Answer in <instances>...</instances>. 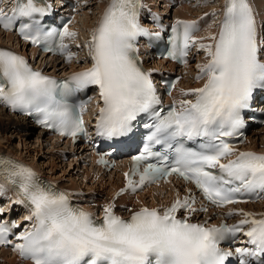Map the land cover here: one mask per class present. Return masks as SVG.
Here are the masks:
<instances>
[{
    "label": "snow or ice",
    "instance_id": "1",
    "mask_svg": "<svg viewBox=\"0 0 264 264\" xmlns=\"http://www.w3.org/2000/svg\"><path fill=\"white\" fill-rule=\"evenodd\" d=\"M144 8L143 0H110L90 38L76 45L87 49L80 59L65 43L79 36L68 27L71 20L60 29L45 31L41 26L40 20L52 10L45 0H16L11 14L0 7L5 29L18 26L24 40L64 56L69 64L78 59L91 62L57 79L15 51L0 48V104L35 116L43 127L76 141L89 136L84 113L91 103V97L80 100L78 94L95 88L100 98L96 137L130 138L138 127L146 133L142 150L124 173L126 187L117 196L142 191L175 174L194 184L218 209L246 203V196L264 197V153L239 151L231 142L242 136L254 93L264 90V38L250 0H225L219 31L207 36L195 35L200 31L195 20H177L172 26L168 58L187 65L196 48L206 59L196 64V80L202 85L180 89L182 98L167 108L153 80L156 70L145 68L138 47L139 38L159 35L141 23ZM178 82H171L169 89ZM98 162L108 164L103 155ZM8 187L15 190L12 204L28 209L24 220L31 226L14 233L19 222L0 220V245L12 246L32 264H228L234 256L239 264H264V213L230 208L216 215L242 219L219 225L196 221V215L209 208L196 206L192 189L183 197L177 191L165 208L125 209L131 213L127 218L108 203L98 219L73 205L71 193L44 180L32 167L0 155V194ZM4 214L0 207V217ZM241 235L248 246L234 251L222 247L235 244Z\"/></svg>",
    "mask_w": 264,
    "mask_h": 264
},
{
    "label": "bare ground",
    "instance_id": "2",
    "mask_svg": "<svg viewBox=\"0 0 264 264\" xmlns=\"http://www.w3.org/2000/svg\"><path fill=\"white\" fill-rule=\"evenodd\" d=\"M55 1H57V0H55ZM74 1L76 2V0H74ZM80 1L81 0H79V5H80L79 11L81 10V4H82V3H80ZM83 1L85 2V0H83ZM144 1L148 5L151 3V0H144ZM10 2L12 3L11 5H14L15 0H10ZM97 2L99 4L98 8H100V10L98 12V16H97V12H95L96 16H97V20L95 21L96 16H94L95 18H90L89 14H87V13L85 14V16H86V18H84V24H85L84 30H85V32L91 30L92 26H93V28H95L97 26L104 10L107 8L108 4L110 3V0H97ZM161 2H164L163 4L165 5V10H166V8H167V10L169 8H172V9L175 8L176 12H177V14L175 16L177 18L189 17L192 19H195V18L198 19L199 18L198 14L208 12V10H209V8H206L203 10V12L200 11L198 13H191L189 11L190 9L188 8V6L182 5L183 0H161ZM250 2H251L252 6L255 10L258 24L261 25V36H262V38H264L263 25H262L263 24L262 19L264 18V13L261 12L262 15H260V13H259V10L260 11L263 10L261 7H264V6H262L264 3V0H250ZM153 3H152V8H154L155 12H152V15L162 17L166 11L165 10H164L165 12L160 11L157 7H154ZM224 3H225V0H222L221 6L224 5ZM82 10H83V8H82ZM93 22H94V24H93ZM198 23H200L201 25L204 24L203 29L200 32L199 36H207L209 32H214V27L213 28H206L205 27V23H204L203 19H200L198 21ZM76 24H77V19H76L71 30H73V31L78 30V25H76ZM215 32H218V30ZM81 35H82V37L78 38V40H76V41L72 40L73 43L75 44V46L77 44H81V43H83V41L87 40V38H86V40H84L85 35H83L82 33H81ZM87 35L90 38L91 33L87 32ZM3 39H5V41ZM13 40H14L13 34H11V33L4 34L0 31V44L1 45H6L7 42L14 43ZM80 51H82V50L77 49L74 52H80ZM32 52H34V51H32ZM85 54H82L81 56H78V57L84 59L85 57H83V56H86ZM198 59H199V62H203L206 59L205 54L202 52V55H200ZM57 64L58 63H54L55 67L57 66ZM157 65H158V67L161 66V68H168V66L173 68V64L165 62L163 60L158 61ZM76 66H77V63L71 62L70 68L67 70V72L71 73V71H73L77 68ZM55 67L51 66L50 69L55 70ZM68 67H65L64 65H60V66H58V70L62 71V70L67 69ZM196 69H197L196 63L186 65V67H185V71H186L185 76L186 77H185L184 81L182 82V85L184 88L199 87L202 85L203 81L196 80V74H197V72L195 71ZM0 117H1L0 118V130L3 131V133L8 132L12 128V129H15V132L17 131L18 133H20V135L22 137L25 138V136H29V135L32 136V133L35 132V136H36L35 139L37 141H40L39 142L40 145H41V142H43V140L49 141L48 138H50V137L46 133H44L43 130L40 131L38 128H36L32 124V122H30L26 118V116L23 117V116L15 114V113H10V111L4 110L3 108H0ZM250 138H251V142H250L249 147L264 151V128L261 130L255 131L253 134L250 135ZM260 139H261V141H260ZM54 141L56 144H58L61 147L60 148L61 151L59 150L60 151L59 156L61 158H63L64 161L68 160V159H73V161H74V159H75V161L77 160V162L79 163V167L85 171V174H83L84 177L86 179H90L91 181H96L95 183L99 188H96L98 190L93 191V194L86 195L85 191L82 190L78 186L79 184L78 185H75V184L69 185L70 183L65 184L64 181L62 179H60V176L57 177L55 175L54 170L53 171L42 170V171L45 174H48L55 181L59 182L62 186L68 188V190L72 191L73 193H75V192L78 193L76 190L80 191L78 196L81 199H83V198L86 200L93 199L98 205L99 204H106L108 201L112 202L113 200H110V199L115 196L116 192L118 191L116 189L121 184V182H120L121 179H120V176L118 174H116L117 172L115 170H111L108 172L106 171L104 173V172H101L100 170H97L96 168H94V166L91 164L83 167V166H81V165H83L81 159H79V157L75 156V154L73 155L72 149H70L67 146L62 147V145L59 144L58 141H56V140H54ZM260 143H261V145H260ZM0 151L12 153V154L18 156L19 158H21L22 160L30 161L32 164H34V162H35V160L30 159L31 155L29 154V150H27L25 152L23 150H19V148L13 149L11 147V145H9V144L8 145H1L0 144ZM23 152H25V153H23ZM71 164H69V165H71ZM35 166L39 167L38 165H35ZM113 171H114V173H113ZM86 179H84V181H86ZM87 186H89V185H87ZM94 186H95V184H94ZM85 187H86V185H85ZM171 194H172V192H170L166 186L160 185L158 187H155L154 189L149 190L148 192L144 193L143 195H139L136 197H133V196L131 197L129 195L120 196V197H118V199L116 201H114V203L117 206H120L121 208H123L124 204H126L127 206L132 207V208H139V206H141V205L149 206V207H155L157 204H161V203L163 204L164 202H166L167 197H170ZM3 201H5V200H1L0 203H2ZM9 204L10 203H8V201H5L3 204H0V205H4V207L7 210H9L8 209ZM248 209L251 211L252 210L256 211V212H264V202H258L256 204L249 205ZM0 252H1L0 253V261H1V258H5V259H9L8 260L9 264H31L29 261L25 262V261L21 260L19 257H17V255L14 254V250L4 249V248L0 247ZM12 254H13V256L11 257Z\"/></svg>",
    "mask_w": 264,
    "mask_h": 264
},
{
    "label": "rangeland",
    "instance_id": "3",
    "mask_svg": "<svg viewBox=\"0 0 264 264\" xmlns=\"http://www.w3.org/2000/svg\"><path fill=\"white\" fill-rule=\"evenodd\" d=\"M158 2H161V0H151V3L149 5L152 8V3H153L154 7H157L156 4ZM80 3H82L81 9L83 8V10L79 13V15L77 17V24L76 25H78V30H77L79 33L78 38L82 37V35H81V33H82L83 35H85L84 40H86V38L89 39L87 32L91 33L93 26H92L91 30L85 32V30H84V27H85L84 18H86L85 14L86 13L89 14L90 18H95L94 17V16H96L95 12H97V16H98V12H99L100 8H98L99 4H98L97 0H91V1L88 0L87 3H85L83 0H81ZM161 3H164V2H161ZM219 3L222 4V0H183L182 5L188 6V8L190 9L189 11L191 13H198L200 11L203 12L204 9L209 8L208 12H204V13H201L198 15H199V17L200 16L204 17L203 20H204L206 28H213L215 16H212L210 14L209 16L205 17L204 14L205 13H212L214 11L216 13H218L217 10H218L219 5H220ZM262 6H264V3ZM261 8L263 10H261V11L259 10L260 15H262V13H264V7H261ZM164 10L165 9H162L160 11H164ZM173 11H174V16H175L177 14L176 9L174 8ZM97 16H96L95 21L97 20ZM93 24H94V22H93ZM78 38L76 40H78ZM3 40L5 41V39H3ZM76 40H73V41H76ZM86 51H87V49L85 48L84 54L86 53ZM83 57H86V56H83ZM35 137H36L35 132L32 133V136H30V135L25 136V138H24L20 135V133H18L17 131L15 132V129L11 128L6 133L5 132L3 133V131L0 130V144L1 145H8L9 144V145H11V147L13 149L19 148V150H23L25 152L27 150H29V154L32 156V157L30 156V159L35 160L34 164L38 165L39 166L38 168H40L41 171L42 170H47V171H49V170L53 171L54 170L55 175L57 177L60 176V179H62L65 184H69V183H70L69 185H71V184L72 185L73 184L78 185L79 184L78 186L82 190L85 191L86 195H91V194H93V191L98 190V189H96V188H99L95 183L96 181H91L90 179H86L84 177L83 174H85V171L79 167V163L77 162V160L75 161V159H74V161H73V159H68V160L64 161L63 158H61L59 156V153L61 151L60 150L61 147L58 144H56L55 141H51V139L48 138L49 141L43 140V142H41V145H40V143H39L40 141H37L35 139ZM260 141H261V139H260ZM261 143H260V145H261ZM25 152H23V153H25ZM69 164H71V165H69ZM80 170L82 172H80ZM84 179H86V181H84ZM94 184H95V186H94ZM85 185H86V187H85ZM87 185H89V186H87ZM4 202L5 201H3L0 204H3ZM12 256H13V254L11 255V257ZM8 260L9 259L1 258L0 264H9Z\"/></svg>",
    "mask_w": 264,
    "mask_h": 264
}]
</instances>
